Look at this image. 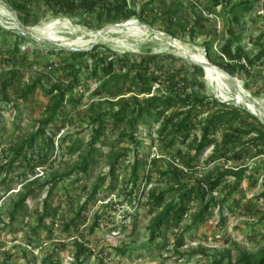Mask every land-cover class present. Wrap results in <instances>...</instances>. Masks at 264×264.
<instances>
[{
    "label": "rangeland",
    "instance_id": "374dc122",
    "mask_svg": "<svg viewBox=\"0 0 264 264\" xmlns=\"http://www.w3.org/2000/svg\"><path fill=\"white\" fill-rule=\"evenodd\" d=\"M127 1L136 11L143 7L145 20L132 17L90 29L39 4L35 5L38 21L21 29L16 27L18 16L10 4L0 0V164L8 161L10 148L20 144L33 131L37 120L47 114L53 97L40 85L49 88L56 81L68 82L69 70L79 71L81 77L75 91L65 96L57 116L47 127V132L54 135L48 163L31 167L34 161L26 165L20 156L12 169L0 173V179L11 181L8 189L0 191V264H211L224 249L235 255L238 249L255 252L264 248V153L257 154L247 135L241 137L227 159L210 160L214 148L208 146L199 152L189 169L185 163L194 153L191 138L184 143L177 139L173 148H167L168 139L158 136L160 122L144 116L145 122H139L135 128L126 126L127 132L135 135L138 142L135 143L119 136L125 125L109 122L103 141L95 144L97 152L87 171L71 170L79 163L80 153L87 152L91 139L93 125L88 107L101 98L94 93L99 82L84 77L93 62L86 57L73 60L66 53L69 49L90 50L99 44L100 49L108 48L119 55L157 53L162 55L168 69L186 67L188 72L192 71L191 65L198 64L203 70L204 88H195L197 91L220 101L234 99L236 105L244 106L264 123V60L255 65L249 76L241 73L228 76L208 59L206 50V43L211 42V53L216 57L225 41L233 39V49L238 46L255 54L264 45V0H255L250 10L240 12L238 23H233L230 14L222 10L223 5H213L211 0ZM235 1L239 0H231ZM172 3L178 8L175 23L189 26L195 17H202L201 30L194 38L168 33L175 26H167L162 12ZM230 28L234 29L232 37ZM19 34L23 35L22 39L18 38ZM47 39L68 43L57 46ZM14 47L15 63L8 58L9 50ZM215 69L220 71L215 74ZM7 80L3 92L1 85ZM34 81L40 85L19 99L21 89ZM201 111L198 121L210 109L205 107ZM197 125L195 133L199 136L200 124ZM223 131V127H218L210 137L220 142ZM73 140L77 141V151L70 153L68 147ZM262 147L259 143L256 149ZM123 149H128L126 157L111 168V154ZM241 149H245L242 158L232 159L233 153ZM30 157L28 154L27 159ZM153 158L157 160L155 163L150 162ZM136 160L138 181L134 184ZM172 166L179 170L180 182L188 186L196 184L197 179L203 180L208 173L215 175L217 170L227 167L245 166L246 176L239 182L228 177L211 196L206 195L205 200L228 197L223 205V219L218 207L212 206L203 222L185 230L198 209L199 201L191 200L180 224L151 241L148 225L154 212L145 204L146 196L151 189L159 192L174 186L172 178L160 174ZM54 174L64 176L51 195L46 197L45 186L27 199L14 222L9 223L6 211L26 179L39 176L44 181ZM96 185L98 188L93 193ZM91 194L94 196L89 198ZM80 207L83 210L77 221L71 223ZM42 216H45L44 224L38 226V218Z\"/></svg>",
    "mask_w": 264,
    "mask_h": 264
},
{
    "label": "trees",
    "instance_id": "16d2710c",
    "mask_svg": "<svg viewBox=\"0 0 264 264\" xmlns=\"http://www.w3.org/2000/svg\"><path fill=\"white\" fill-rule=\"evenodd\" d=\"M12 10L15 11L19 21L26 27L33 25L39 19V14L35 10V5L42 4L47 11L54 14H60L72 18L75 22L82 24L90 29H100L107 23L123 22L132 17L144 19L143 7L139 11L130 7L127 0H6ZM255 0H211L213 5H223L224 9L232 17L233 23L239 22V13L250 10ZM178 8L174 3L163 10V18H166L167 26H175L174 30L168 31L172 36L194 38L201 30L202 17H195L192 24L184 26L181 22H174V16L177 15ZM155 19H153L154 21ZM231 37L234 36V29H229ZM19 34L18 38L22 39ZM19 39V40H20ZM234 40L228 39L221 46L216 57L211 53V42L206 43L208 59L219 69L227 73L251 75L255 65L264 60V45H261L255 54L251 55L242 47L233 49ZM15 49L9 50V59L15 63ZM101 45L95 44L90 50L69 49L66 53L74 59L86 57L93 62L92 67L84 72L85 79L99 82V88L94 93L100 100L92 102L89 107V118L93 125L91 139L87 143V152L80 153V161L71 170L86 172L93 161V156L97 149L95 144L103 141L107 123L114 125L120 124L125 127L120 131L121 138H129L132 142L136 141L133 133H128L126 126L133 129L139 122H145L144 116H149L159 121L158 136L168 139L167 148H173L177 139L184 143L191 138V145L194 146V153L191 155L185 166L192 168V162L197 158L199 152L208 146H213L214 152L209 157L210 160L227 159L228 153L239 144L243 135L249 136V144H253L257 154L264 153V123L250 112L244 106L236 105L234 100L220 101L206 93H200L195 88L202 89L203 81L201 76L203 70L198 64L191 65L192 71L188 72L186 67L179 70L168 69L162 61V55L151 52L140 54L123 53L117 54L110 49H100ZM64 49H61L63 52ZM36 55H38L36 53ZM67 68L73 69L72 65ZM12 74L15 73L11 69ZM79 71L69 70L71 77L68 82L56 81L51 83L49 88L40 85L34 81L21 89L19 99L27 96L33 89L40 85L41 88L53 97V101L48 106L47 114L37 120L33 131L24 138L20 144L10 148L11 155L8 161L0 164V173L2 170L9 171L13 168L18 157L25 160L26 165L31 167L46 165L52 153L53 136L47 132L48 125L57 116L66 95L75 91L76 85L80 83L81 77ZM8 80L3 81L1 88L6 91ZM154 90L152 92V88ZM127 94V95H126ZM109 104L110 106H105ZM209 107L207 116L201 120H196L197 116L202 114L201 109ZM16 105L13 109H16ZM197 124H200V135L197 136L195 130ZM218 127H223L221 141L212 139L211 134L216 132ZM1 128V125H0ZM66 137H64L65 139ZM262 144V149H256L258 144ZM77 141L73 140L68 147V151L73 153L76 149ZM245 150V149H243ZM243 150L233 153L232 159L242 158ZM128 149H123L111 154L110 167H115L118 162L126 157ZM177 153L179 151L177 150ZM31 154L30 159H27ZM153 158L150 162L155 163ZM137 160L133 165V183L138 181L136 169ZM264 167V162H263ZM245 166L236 168L227 167L221 171L217 170L215 175L208 173L203 180L197 179V183L188 186L182 184L178 177L179 170L176 167H170L160 174L174 180V186L156 192L155 189L149 190L146 196V205L151 212H154L148 225L149 240L153 241L157 237L165 235V230L171 226H178L183 220L184 215L190 208L191 200H198V209L192 215L191 225L186 226L185 230L192 228L204 221L205 214L210 207L217 206L221 218L224 213V203L229 199L224 197L216 200L210 197L205 200L206 195H210L217 190L219 185L228 177L235 178L238 182L245 175ZM64 175L54 174L52 178L40 181L39 176L32 179H26L22 189L12 200L10 208L6 211L8 222L13 223L18 212L24 208L27 199L30 196L37 195L42 188L47 186V196H50L58 180ZM250 176H253L250 174ZM11 181H6L3 177L0 179L1 188L10 186ZM98 185L93 189L96 192ZM172 193L170 196L169 194ZM94 195L91 194L89 198ZM47 204V199L44 201ZM236 202V201H235ZM231 210V207H229ZM80 210L75 214L71 223H75L79 217ZM45 216L38 218V226L44 224ZM66 226H69L67 223ZM67 228V227H66ZM180 243L177 241L176 245ZM211 264H264V248L255 252H249L245 249H238L235 255L231 254L229 249H224Z\"/></svg>",
    "mask_w": 264,
    "mask_h": 264
},
{
    "label": "bare ground",
    "instance_id": "6f19581e",
    "mask_svg": "<svg viewBox=\"0 0 264 264\" xmlns=\"http://www.w3.org/2000/svg\"><path fill=\"white\" fill-rule=\"evenodd\" d=\"M15 23H16V27L21 28V29H24L25 28V26L17 18L15 19ZM47 40H48L47 42L50 41L51 44H54V45H57V46H62V45H65L66 43H68V42H63L61 39H47ZM197 58L200 59L199 61H201L202 63H207V61H205V59L199 58V57H197ZM218 71H220V70L215 69L213 71V73L216 74V73H218ZM209 72H210V69L209 68H208V70L206 69L205 73L207 75L209 74ZM241 103H243V104L246 105V102L245 101L244 102L241 101Z\"/></svg>",
    "mask_w": 264,
    "mask_h": 264
},
{
    "label": "water",
    "instance_id": "95a60500",
    "mask_svg": "<svg viewBox=\"0 0 264 264\" xmlns=\"http://www.w3.org/2000/svg\"><path fill=\"white\" fill-rule=\"evenodd\" d=\"M215 66V65H214ZM216 67V66H215ZM218 68V67H217ZM225 73L228 75V76H233V75H231V74H229V73H227L226 71H225ZM234 100V99H233ZM234 102L236 103L237 101L236 100H234Z\"/></svg>",
    "mask_w": 264,
    "mask_h": 264
}]
</instances>
